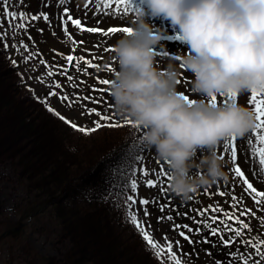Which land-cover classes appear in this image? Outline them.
<instances>
[{
	"label": "clouds",
	"instance_id": "obj_1",
	"mask_svg": "<svg viewBox=\"0 0 264 264\" xmlns=\"http://www.w3.org/2000/svg\"><path fill=\"white\" fill-rule=\"evenodd\" d=\"M152 16L178 27L189 45L182 64L192 73L196 103L180 95L177 66L159 67L156 32L140 8L131 19L132 34L114 44L117 71L111 96L118 113L138 121L144 140L158 157L170 161L171 190L182 200L228 176L217 146L255 126L253 110L239 102L213 106L212 94L239 95L264 90V0H147Z\"/></svg>",
	"mask_w": 264,
	"mask_h": 264
},
{
	"label": "rangeland",
	"instance_id": "obj_2",
	"mask_svg": "<svg viewBox=\"0 0 264 264\" xmlns=\"http://www.w3.org/2000/svg\"><path fill=\"white\" fill-rule=\"evenodd\" d=\"M10 4V10L17 12L24 11L26 13L25 20L28 24V27L25 29L23 23H18V17H8L7 11L2 7V0H0V20L3 21V23L0 24V29L8 33L9 45L7 48L3 45V50L7 58L19 61L18 67L20 77L18 78L23 93L31 94L35 96V98L37 95L41 97L47 95L50 85L39 80L37 76L39 73H46L50 66L55 74L53 76H45V80L54 81L59 79L61 81L63 87L57 88L58 95L66 92L73 98H75L78 93L81 97L90 95L102 98V103L98 105L93 104L92 101H83L82 103L69 106L66 102L61 101L58 95L49 96V103L56 107L63 116L73 119V121L78 124L92 126L95 116H89L86 113L84 104L87 103L90 106L99 107L106 112H115V118L118 120L127 119L120 115L116 107L111 104L114 103L111 92H100L92 87L93 85H97L98 88L102 86L100 82L95 79L97 75H99L102 80H113L114 73L106 66L112 63L116 67V70L118 66L113 59L114 51H106L105 49L114 45L124 32L120 31L116 34H110L105 38L102 34L90 33L87 29L79 31L77 26H70V30L77 40L84 41L83 45L77 44L74 50L75 54L90 58L96 57L94 62L100 64L99 68L93 69L88 66L86 62L81 61V69L85 67L89 68V72L86 73L76 69L75 63L71 68L67 67L66 55L73 53V42L64 34L63 26L60 22V16L62 15L61 10L64 5L54 7L50 5L47 0H22V2L17 3H13L12 0H10ZM133 4L137 8L146 10V19L154 26L156 32H160L162 29L164 30L163 38L160 44L157 45L158 66L165 68L169 62H172L178 68L177 76L179 78L188 73L190 77L188 95H190L191 98H195L197 94L191 91L192 73L187 71L186 68H182V60L178 59V57L182 56V52H187L189 49V45L178 37V27H174L171 21L163 16H152L148 8L147 0H133ZM68 6H70V10L75 16L81 18L82 22L88 25L96 24V17L99 16V22L105 26H131V19L135 14V12L119 14L114 11L105 12L101 8L96 7L95 0L92 4L87 6H85V0H69ZM93 9H95V11H93ZM44 10L49 11L52 20L51 24L44 21L43 18L39 20L27 19L32 16L33 13L39 14ZM41 29H43V31H41ZM13 31L17 32L15 39L12 38ZM0 39L3 42L4 37L0 36ZM20 40H23L29 45L28 49H23L21 45L20 50H17L16 45ZM97 43L99 46H97ZM89 48L92 49L91 52L87 50ZM29 52L35 53V55L32 59L26 61L24 57ZM162 52L166 54H161ZM61 53L64 55H61ZM45 60L48 61L47 65L43 63ZM65 71L68 72V76H70L71 79L65 76ZM21 73H23V75H21ZM102 87L107 88L111 86L103 85ZM33 89H35V94L33 93ZM249 99L250 92L239 95L237 102L251 108L252 106L248 103ZM43 104L45 106L44 102ZM81 112L85 114L81 115ZM103 128L104 127L98 128L95 131H100ZM250 136L253 137V143H255L254 134L251 132L245 137H238L237 139L239 162L246 170V174L253 180L254 184L259 187H264V172L260 170L258 154L253 155L252 153L253 144L248 143V138ZM220 144L222 145L223 141ZM141 155L144 156V162L150 169L159 171V165L163 163L165 169L171 173L170 166L158 157L154 147L147 145ZM222 160L226 163L228 184L225 185V179H221L214 184L202 187L193 194V199L187 201L182 200L171 190V184L170 186L166 184V186L169 187L167 194L161 192L159 187H149L146 183H141L139 188L140 195L144 197H155L157 203H150V214L146 217L142 212L143 206L139 203L135 205V210L140 212V216L143 220L150 221L151 230L156 237L162 239V233H166L169 237L178 239L180 241L178 247L182 249V252L178 251V255H182L183 261L190 259L191 264H217L211 254L206 251L205 244L201 240L202 237L199 239V236L203 233L202 229L204 225L202 221L204 219H209L211 213L202 217L195 209L203 208L209 203H213L216 207L231 210V192L226 189L236 178L234 174L229 171L230 154H228V158ZM143 179V176H140V180L143 181ZM236 183V191L240 192L243 179L239 178L236 180ZM217 188L224 191V195L216 191ZM205 189H207V191H205ZM209 192L212 193L211 196L208 195ZM159 203H165L169 206L166 208V211L172 212L174 220L158 219L161 215V210L158 207ZM245 203L254 206L256 211L255 217H248V220L252 223V230L248 235L253 237L264 236V224H261L259 219L262 213H264V210L255 206L253 200L247 198V196H245L244 202L238 206L243 208ZM116 205H122L124 212H126L125 201H117ZM39 206H41V202L37 196V192L29 188L26 180L21 176L18 168H16L11 160H3L0 163V264H28L21 253V248L24 244L26 246L29 245L40 257H54L56 260L55 264H61L62 259L65 261L64 257L70 248V241L62 235L59 221L56 220L57 216L54 208L50 207L40 212L35 211L40 208ZM185 212L187 215H184ZM216 214L219 216L223 215L219 212ZM193 217H195V219H193ZM198 221H200V223H198ZM20 222L23 223V230L18 237L5 235V232H8ZM174 222L179 224L181 229H183V225L185 224L191 226V230L188 234L192 237V242L185 236L179 235L178 230L171 226ZM213 222H221L224 226L223 220ZM230 223L234 224L236 222L232 220ZM196 228H200L201 231H195ZM200 246L204 249L201 250ZM174 250H177L176 245H174ZM249 252H252L251 248H249ZM165 255L167 254L165 253ZM255 255L257 254L253 253V256ZM260 259L264 260L263 257Z\"/></svg>",
	"mask_w": 264,
	"mask_h": 264
},
{
	"label": "trees",
	"instance_id": "obj_3",
	"mask_svg": "<svg viewBox=\"0 0 264 264\" xmlns=\"http://www.w3.org/2000/svg\"><path fill=\"white\" fill-rule=\"evenodd\" d=\"M6 57L0 40V163L11 160L37 192L41 206L35 211L54 208L62 235L71 243L63 264H162L123 206L116 205L129 191L127 166L146 146L144 129L124 124L85 134L73 128L22 93L17 65ZM22 225L5 233L18 237ZM229 247L220 245L227 253ZM21 251L28 264L43 260L25 244ZM232 259L240 264L232 256L223 264Z\"/></svg>",
	"mask_w": 264,
	"mask_h": 264
},
{
	"label": "snow or ice",
	"instance_id": "obj_4",
	"mask_svg": "<svg viewBox=\"0 0 264 264\" xmlns=\"http://www.w3.org/2000/svg\"><path fill=\"white\" fill-rule=\"evenodd\" d=\"M13 3L22 2V0H12ZM50 5L54 7L58 5H64L62 7V15L60 16V22L63 26V32L66 36L72 40V47L73 53L66 55V62L67 67L71 68L75 63V67L78 70L83 72H89V68L85 67L81 69V61L86 62L88 66L91 68H99L100 64L95 63L94 60L96 57H86L83 55H76L75 48L77 44L83 45V40H77V38L73 35V32L70 30V26H77L79 31H83L87 29L90 33H99L102 34L105 38L110 34H116L120 31L132 34L134 29L131 26H105L101 24L100 17H96L97 23L94 25H88L82 22L81 18L75 16L73 12L70 10L69 0H47ZM94 2V0H85V6L90 5ZM96 7L101 8L105 12H115L119 13H138L140 8H137L133 4V0H95ZM2 7L7 11V16L11 18L18 17V23H23V27L26 29L28 27L27 21L25 20L26 13L24 11H13L11 9L10 0H2ZM95 11V9H93ZM43 18L44 21L48 22L49 24L52 23L50 18L49 11L44 10L39 14L33 13L32 16L28 17L27 19L30 20H39ZM3 21L0 20V24ZM43 31V29H41ZM17 35L16 31H13L12 38L15 39ZM0 36H3V45L7 48L8 45V33L0 29ZM21 45L23 49H28L29 45L25 43L23 40H20L16 47L17 50H20ZM97 46L98 43H97ZM89 52L92 51L91 48L87 49ZM106 51H115L114 45L105 49ZM166 54V53H161ZM35 55V53L29 52L25 55V60H30ZM61 55H64L61 53ZM178 59L182 60V56L178 57ZM11 63L16 65L19 63L18 60L12 59ZM44 64H48V61H43ZM110 71L114 74L116 73V67L114 64L109 63L106 66ZM182 68H185V65L181 64ZM55 73L52 71L51 67L49 66L48 71L46 73H39L37 78L42 82L48 83L50 85L49 92L47 95L41 97L39 95L36 96L38 100H42L45 103V106L49 108L51 112H53L58 117L65 119L66 122L71 125L73 128H78L80 131L84 132L85 134H89L98 128L109 126V127H118L124 124L134 125L136 127H141L138 121L131 119L130 117L126 120H118L115 118V112H106L99 107L90 106L89 104L85 103L84 108L86 113L89 116H95L94 122L92 126L81 125L73 121L66 116H63L56 107L52 106L49 101L48 97L51 95H58L57 88L63 87L61 81L56 79L54 81H47L45 80V76H53ZM65 76L71 79L68 76V72L65 71ZM23 75V73H21ZM100 84L111 86L114 81L112 79H101L99 75L95 77ZM177 84L180 83V80L176 81ZM97 87V85H93L92 87L97 91L103 92L108 91L111 92V87ZM31 87V86H30ZM33 93L35 94V89H33ZM180 95H183L184 98L190 104L196 103V100L191 98L189 95H186L185 92L180 91ZM58 98L66 102L69 106H72L76 103H82L83 101H92L93 104H101L102 98H97L95 96L85 95L83 97L80 96L78 93L75 98L70 96L68 93H60ZM238 101V94L229 91L226 94L216 95L212 94L209 99L208 103L213 106H218L220 104L227 105L232 102ZM248 103L252 106L251 109L255 114V126L251 133L254 134V141L253 137L248 138V143L253 144L252 146V153L253 155L258 154V161L260 165L261 172H264V90H257L253 89L250 92V99ZM84 112H81V115H84ZM144 132L142 136V141L144 140ZM243 138V137H241ZM237 139L238 137L235 134L230 135L229 137L223 140V144H219L216 148L218 156L221 159L228 158V154H230V168L229 171L234 174L236 179L233 180L231 185L226 189L227 191L231 192V210H226L222 207H216L213 203H209L206 207L203 208H196L195 211L199 212L200 216H206L211 213L209 219H204L202 221L203 225L211 230L213 236L219 234L220 242L223 245H232L237 242L239 239V243L244 245L247 249L250 247L252 252H247L241 254L238 250H231L229 255L238 258L240 264H264V260H261V257H264V236H256L253 237L248 235L249 232L252 230V223L248 220V217L256 216V211L254 206L244 204L243 208H240L238 205L244 202L245 196L247 198L252 199L254 205L259 207L260 209L264 210V187L256 186L253 180L250 178L248 174H246V170L243 168L242 164L239 162L238 157V148H237ZM167 165L170 164V161H165ZM140 176H143V181L140 180ZM154 176V178H153ZM127 184L129 187V191L127 193L125 199V206H126V216L128 220L137 228V230L141 233L143 239L146 241L147 246L150 250L153 251L158 258L161 259L162 264H168V261H172V264H191V260L183 261L182 255H178V251L182 252V249H179L180 241L178 239H173L169 237L166 233H162V239L156 237L150 227V221H145L141 218L140 212L135 210V205L139 203L142 205V212L143 215L146 217L150 214V203H157L155 197H144L140 195L139 188L141 183H146L149 187H159V190L165 194L169 191V187L166 186L171 184L172 176L169 171H167L164 167V164L161 163L159 165V171L155 169H150L146 163L144 162L143 155H136L133 158V161L127 166ZM166 178V179H165ZM239 178L243 179V185L241 186V191L237 192L236 187L237 183L236 180ZM228 184V177L225 178V185ZM207 191V189H205ZM216 191H219L221 195H224V191L220 188H217ZM196 193V192H194ZM208 195H212L211 192ZM192 197L191 199H193ZM158 207L161 210V215L158 217L159 220H174L173 214L171 211H166V208L169 207L165 203H159ZM222 213V216L217 215L216 213ZM184 215H187L185 212ZM195 219V217H193ZM260 223L264 224V213L259 217ZM223 220L224 227H217L213 223V221H220ZM234 220L236 223H230V221ZM200 223V221H198ZM173 228L178 230L180 236H185L190 242H192V237L188 234L191 230L190 225H183V229L179 224L175 222L171 225ZM225 229H227V235H225ZM195 231H201L200 228H196ZM246 237V238H245ZM203 239L205 241L208 240L207 236H204ZM174 245L177 246V250H174ZM207 252H210V249H206ZM165 253L167 255H165ZM253 253L257 254L253 256ZM223 264V262H220Z\"/></svg>",
	"mask_w": 264,
	"mask_h": 264
}]
</instances>
